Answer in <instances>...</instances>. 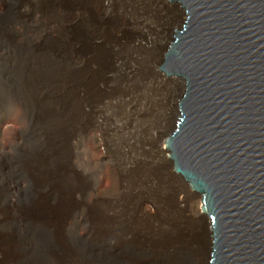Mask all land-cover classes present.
Listing matches in <instances>:
<instances>
[{
	"label": "bare ground",
	"instance_id": "bare-ground-1",
	"mask_svg": "<svg viewBox=\"0 0 264 264\" xmlns=\"http://www.w3.org/2000/svg\"><path fill=\"white\" fill-rule=\"evenodd\" d=\"M37 1L19 0V5L13 6L9 0H0L4 30L0 33V63L11 69L12 75L15 70V82H21L19 77L25 71L24 102L33 124L28 133L1 136L0 148H12L25 139L38 143L37 160H25L37 168L39 161H44L41 156L51 153L47 141H53L57 150L68 142L70 182L66 184L79 177L85 188L77 190L72 184L68 194L54 200L53 192L60 189L54 184L59 172H39L45 186H38L40 196L34 204L40 213L29 205L5 204L0 194V264H18L23 258L18 254L21 232L13 230L16 221H40L45 215L52 224L54 248L35 257L38 264H205L207 215L197 194L187 191L182 177L161 163L171 166L164 140L146 148L160 172H118L108 143H112L110 132L117 119L107 112L110 103L122 101L129 111L127 121H138L151 108L145 95L138 92L139 81L146 80L154 88H180L178 77L159 69L171 29L183 15L178 2L53 0L48 5L44 0L43 12L56 8L57 19L43 20L36 14L41 9ZM56 33V40L66 41V47L47 44ZM64 52L67 57L62 59ZM43 112L51 115L41 116ZM60 128L63 131L59 132ZM14 129L8 119L0 120L4 134ZM131 152L125 155L132 156ZM82 157L86 166L98 167L95 176L84 174L89 171L84 169ZM140 158L138 154L132 157L134 163ZM17 160H24L23 154ZM11 164L17 166V162ZM5 182L8 190L22 187L9 179ZM77 207L84 213L73 217ZM12 208L23 217H12Z\"/></svg>",
	"mask_w": 264,
	"mask_h": 264
},
{
	"label": "water",
	"instance_id": "water-1",
	"mask_svg": "<svg viewBox=\"0 0 264 264\" xmlns=\"http://www.w3.org/2000/svg\"><path fill=\"white\" fill-rule=\"evenodd\" d=\"M159 69L180 83L164 139L207 215L205 264H264V0H169Z\"/></svg>",
	"mask_w": 264,
	"mask_h": 264
},
{
	"label": "rangeland",
	"instance_id": "rangeland-1",
	"mask_svg": "<svg viewBox=\"0 0 264 264\" xmlns=\"http://www.w3.org/2000/svg\"><path fill=\"white\" fill-rule=\"evenodd\" d=\"M18 1L19 0H9V2H12L13 6L19 5ZM43 1L44 0L37 1V4L39 2V5L41 7L39 12L36 11L37 16L41 17L43 20L57 19L55 16L56 8L54 11H52L51 8H48V11L46 13L43 12L42 10ZM47 1H48V5L49 3L51 4L53 2V0H47ZM23 9L25 10L26 15L29 14V12L24 6ZM30 9L32 10L33 8ZM65 11L67 12V9H65ZM42 12L45 14H42ZM183 19H184V15H180L177 25L182 24ZM50 28L54 29V26ZM3 31L4 30L0 26V33H4ZM57 35H58L57 33L55 35L51 34L50 35L51 38L48 39L47 44L51 46L53 44L54 45L59 44L61 46L67 45L66 41L63 40L57 41L56 40L58 39ZM5 38L7 39V37ZM62 54L63 53L60 54V57L62 59H65L67 57L66 55L67 53L64 52V55ZM22 64L25 63L23 62ZM0 66H1L0 68H2L0 69V120L3 118L8 119V121H10V123L13 124V128H15L14 130H10L11 134H9V132L8 134L6 133L4 134V132L0 131V139L1 136L4 139V137L6 138V136L9 135L12 136L13 135L12 133L19 134V131H25V133H28L27 131L32 130L30 124L31 125L33 124L30 120V116L28 113L29 111L28 110L29 107L27 105L28 103L24 102L27 99V91L25 90V86H23L25 79L24 77L25 71H24V76L22 74L21 77H19L20 76L19 70L17 71L18 77L20 78L21 82H17V81L15 82L14 80L16 75L14 72L15 70H12L14 73L12 75V73L10 72L11 69L6 68L7 66H4L3 64L1 65V63ZM29 73L31 74L30 71ZM29 73L27 72V75H30ZM137 85H139V87L137 88L139 89L138 92L143 93V95H145L144 101L149 102V107L151 106V108L150 110L146 111L145 112L146 114L145 115L143 114L142 117L139 119L138 117L134 116V120L137 118L138 121L128 122L127 118L129 116V111L127 110L126 105L122 103V101L115 100V102L113 101L114 104L113 103L109 104L107 108L108 109L107 112L109 114L112 113V116L117 118L115 119L116 127L113 128L112 132L109 131L110 133H112V143L108 142L109 144L112 145V148L111 145L109 148L110 158L112 160V163L114 162L119 166L118 172L120 171L121 172H160L158 171L159 169L157 165L158 162L155 161L154 157L150 156L149 152L147 153L146 148L148 147L150 148V145L160 144V142H162L166 138V136L169 134V131L174 126L175 113H176L175 104L179 98L178 94L180 88L178 87L177 89H173L171 87L168 89V87H163V86H160L159 88H154L150 84V82H147L146 80L142 82L139 81ZM22 96L24 98L23 100H22ZM167 112L170 114H167ZM44 115L46 116L51 115V112L45 114L43 112L41 114V116ZM129 130L131 132H129ZM61 131H63V128H60L59 132ZM65 134L66 131L63 135ZM21 142L22 143L19 145L16 142L17 144L13 145L12 148H8V149L0 148V194L2 201L5 202V204L8 203L9 205H13V206H16L17 204H22V205L24 204L23 205L24 207L29 205L31 207H34V209L39 212L38 205H35L34 202H37L35 198L37 197L39 198L40 196L38 194V186L40 184H43L42 189H44L45 186L43 183L44 181L41 180V176H43L41 175L42 172H49V171L55 173L59 172V175L56 176V179L54 180L57 183L54 184L60 186V189L53 192L54 200H57L58 196H61L62 193L68 194V191L69 190L71 191L72 184L75 185L77 190H81V189L83 190L85 188V184L83 183L84 181H81V178L79 177H76L75 181H71V183H69L71 185L66 184V182L70 180V166L67 160L69 158V152L67 150V148L69 147L67 146L68 142L63 143L64 145L66 144L65 145L66 148L63 151V146H64L63 144L62 146L59 145L60 147L58 146L59 149L57 150L56 148H54L53 141L50 140L47 141L46 146H49L51 148V153L45 154V157L41 156V158H44V161L41 160V164L39 161V166L37 168L31 167L29 163L25 162V160L27 159L28 162L30 161V159L37 160L36 159L37 156L35 157V153L38 150V146H39L38 143L29 141L28 139L22 140ZM88 143H90V145H93L91 144L92 142H88ZM129 151L130 152L132 151L131 152L132 156H130V154L128 156L125 155V152L129 153ZM95 152L98 153L99 151L95 150ZM21 153L23 154V159H24L22 161L17 160V158L22 155ZM135 154H138L141 158L139 161L137 160L134 163L132 157ZM11 158H15V159H11ZM11 162L12 163L17 162V166L15 164L10 165ZM85 162L86 161L82 157L81 163L83 164ZM161 163L167 168V170L170 169L171 172H174L171 166L167 162L163 161ZM83 167L85 170L89 171V172H84V174L85 173L91 175L94 174V176L98 168L94 164L89 166L83 164ZM8 179L14 184L16 182L21 183L22 187L18 186L15 187L14 189L8 190V186H7L8 182L7 183L5 182ZM38 181L40 182L38 183ZM102 181H103V177H102ZM34 189H36L37 191ZM89 189L93 190L92 187H89ZM11 201L13 204H11ZM9 210L11 211L12 217L16 219L19 217L20 218L23 217L19 213V211L15 210V208ZM42 212L45 211L43 210ZM82 213H84V210L81 207H77V209H75V214L72 216L78 217ZM45 216L48 217L47 215ZM46 217L42 218L43 220L40 221L27 220L20 222L17 219L18 221H16L15 226H13V230H15L16 228L17 231L19 230L21 232V236H19V238L21 239L22 246L18 247V254L20 252L23 254V258L18 264H38L37 259L35 257L40 256L46 251L48 252L53 251L52 250L54 248L53 228H52V224L51 225L49 224L48 219H45ZM69 219L71 220L72 218L70 217ZM5 264H10V263L5 262Z\"/></svg>",
	"mask_w": 264,
	"mask_h": 264
}]
</instances>
